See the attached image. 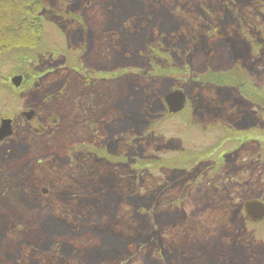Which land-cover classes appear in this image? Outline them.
<instances>
[{
  "label": "rangeland",
  "instance_id": "1",
  "mask_svg": "<svg viewBox=\"0 0 264 264\" xmlns=\"http://www.w3.org/2000/svg\"><path fill=\"white\" fill-rule=\"evenodd\" d=\"M146 8L162 10L160 29L152 27L155 15L141 13ZM39 18L34 48L0 55V124L17 119L14 135L0 141V264H85L69 243L80 235L96 250L90 264L123 259L126 238L147 243L148 257L156 237L160 248H175V233L188 240L177 248L189 256L208 241L214 257L201 264H264V223L241 214L242 201L257 197L250 158L231 156L214 174L217 156L208 154L219 140L216 122L243 115L239 78L264 91V0H48ZM98 26L117 30L130 51L94 44ZM158 43L162 59L138 50ZM73 72L99 80L79 87ZM65 83L70 91L50 106L66 117L37 137L40 122L22 113ZM177 90L189 109L175 114L165 96ZM92 108L106 140L56 153L86 135L77 113ZM215 182L226 187L212 198L206 187Z\"/></svg>",
  "mask_w": 264,
  "mask_h": 264
},
{
  "label": "flooded vegetation",
  "instance_id": "2",
  "mask_svg": "<svg viewBox=\"0 0 264 264\" xmlns=\"http://www.w3.org/2000/svg\"><path fill=\"white\" fill-rule=\"evenodd\" d=\"M141 13L145 16L155 15V19L152 21L153 23L152 27L155 31L162 27V21H163V15H164L162 13V10L160 9L154 10V9L146 8V9H143ZM99 28L100 27L98 26L96 30L94 29V44L97 42L109 44L108 45L109 48H111L112 50L116 49V51H119L120 54L121 53L126 54L127 52L130 51L129 48L123 47L122 41L119 42L121 36L117 30L113 28H108V29H102L100 31ZM155 31H150L151 35H150L149 40L153 41L154 43H157V40L159 37H155L154 34H152V32H155ZM145 35L147 34L145 33ZM156 45L149 44V45L142 46L140 44L138 47V50L142 52L143 50L151 49L154 53L153 55H155L154 58L162 59L163 54L159 53V51L157 50L159 46L161 45V43H158ZM154 46H156V48H154ZM172 49H174V47H172ZM143 53L146 54V52H143ZM144 57H146V55ZM145 74H146V71L142 72V74L136 73L135 75L140 76V75H145ZM76 76L81 80L80 84H83V85L84 83H82V81L84 80L88 81V80L95 79L89 73H86V74L76 73ZM95 80H99V79L97 78ZM238 84L239 85L237 86V90L241 96V105L239 104L238 108L242 109L241 112L243 115L240 116L239 121L234 122L233 124H228L226 122L224 124H221V122H218V123L216 122V128L214 129L215 130L214 134L215 136H218L219 140L217 141L216 145L208 149L210 150L208 154L211 156L212 155L217 156V162L212 168L214 170V174L216 170H219L220 168L228 165V161L231 158V156L238 157L239 155L241 156L243 155V156H247L248 158H250V161L252 164L251 171L253 175L252 191H253L254 196H257V197L246 198L245 200L242 201V209L244 213H242L241 211V214L242 215L245 214L244 216H247L245 209H244V205L248 200H257V201H261L264 203V196L260 194V193H264V191L261 190V183H263V181L260 180L261 176L264 175V119L260 120V114L261 113L264 114V91L263 89L259 87H256L254 89L246 88L248 86L244 82L241 81V77L239 78ZM243 98H246L248 100V104H246ZM188 101L189 100L186 99V103L183 108L184 111H187L189 109V105H187ZM244 108H247V109L244 110ZM32 110L36 111L35 117L40 122L37 127L33 128V131L34 129L39 128L40 126H43V131L41 133H38V134L35 133L36 135H38L37 137H42L44 132H45L44 135H46V133L52 131L54 129L53 127L56 124H58V122H60L61 119L66 117L62 112L60 114L58 113V114L51 115L48 117V119L44 118L39 113L38 105ZM89 111H90V114L87 115L88 117L84 114L77 113L78 116L76 118L77 121L82 122L84 127H88L89 129L88 131L84 130L86 135L78 141H70L69 137L66 136V138L69 141H66L64 145H67L66 143L72 144L75 142H79V143L85 142L86 144H88L91 141L92 142L95 141L98 143V142H104L106 140V133L103 131L105 121L102 120L99 115L97 117L94 116L93 108L90 109ZM178 113H175V114H178ZM9 119H12L13 130L15 131L16 130L15 123L17 119L16 118H9ZM91 119L92 120L94 119V121H90ZM90 123L95 124V129L89 128ZM249 130H251L250 136H248ZM210 131L213 132V129ZM226 144L227 145L234 144L235 146L233 145L234 147L232 146L226 149V147L224 146ZM218 150H221V151L218 152ZM225 187L226 185H223V184L221 185L215 182L206 187L207 188L206 193H209V196L214 198L215 197L214 192H223L225 190ZM246 189L249 190V187H247ZM251 222L258 225V224L264 223V219H261V220L258 219L254 221L252 220ZM157 235L158 234L149 235V238H152V236L156 237ZM183 235L184 234L175 233V248L173 249L160 248L159 247L161 246L159 242L160 239L156 237L154 241V245L158 246V249H156L153 255L148 256V257L147 255L144 256V252L148 251L147 248L142 247L144 245L146 246L147 243L145 244L143 242L140 244V243L135 242V240L131 238H126L125 240L122 239V241L124 242L119 243V244H121V246L124 245V249L121 251L123 252V255H122L123 259L118 260V261H115V259H111V261H109L108 264H176V262H179L180 264H199V263L201 264L202 262L206 260V258H208V256L212 255L214 257V250L208 249L207 247L209 246L208 241L200 244L202 245V247L199 250H201L202 253L199 252L198 254L193 255V256H189L187 254L189 253L187 250H182V248H177L178 247L177 242L179 244V242H183L185 240L188 241L187 239L184 238L185 236ZM84 236L85 235H80L76 237L77 239L84 241ZM93 236L95 237V235ZM144 240L147 241V238ZM73 249H74V252L78 254L79 256L84 255V257L87 258L85 264L92 263L93 255H95L96 253L95 249H88V250H81L78 248H73ZM179 257H181V259Z\"/></svg>",
  "mask_w": 264,
  "mask_h": 264
},
{
  "label": "trees",
  "instance_id": "3",
  "mask_svg": "<svg viewBox=\"0 0 264 264\" xmlns=\"http://www.w3.org/2000/svg\"><path fill=\"white\" fill-rule=\"evenodd\" d=\"M47 4L48 0H0V55L20 45L27 48H34V45L38 42L39 34L42 31L39 16L46 11ZM229 72L224 74L214 73L213 78L223 80L226 75L228 76L230 74ZM72 77L79 82V87L94 88L93 82L85 80L82 81L84 85L82 84L81 86V80L76 76L75 72L72 73ZM210 81H212V79ZM238 82L235 83L236 86L239 85ZM67 86V83H65L64 86L60 88L59 92L46 96L43 101L38 104L39 113L44 118L48 119L49 116L55 114L50 105L52 102H60L63 97L68 94L70 89ZM94 143L95 141L89 142L91 145ZM82 144L86 145L85 142H75L67 145L62 144L60 148H56L55 151L57 150L56 153L60 155H66L69 154L70 149L79 147V145ZM72 237L69 239V243H71L74 248L81 250L89 249L87 247L88 243Z\"/></svg>",
  "mask_w": 264,
  "mask_h": 264
},
{
  "label": "water",
  "instance_id": "4",
  "mask_svg": "<svg viewBox=\"0 0 264 264\" xmlns=\"http://www.w3.org/2000/svg\"><path fill=\"white\" fill-rule=\"evenodd\" d=\"M23 82V76L18 75L12 78L13 85L18 88ZM165 102L168 106L170 113H178L183 110L186 103V96L183 91H174L165 96ZM27 120H31L35 117L36 111L30 110L28 112H23L22 114ZM43 131V126L34 129V133L38 134ZM14 135L13 130V121L12 119H2L0 124V141H3L5 138ZM244 209L246 215L251 220H258L264 218V203L257 200H248Z\"/></svg>",
  "mask_w": 264,
  "mask_h": 264
},
{
  "label": "bare ground",
  "instance_id": "5",
  "mask_svg": "<svg viewBox=\"0 0 264 264\" xmlns=\"http://www.w3.org/2000/svg\"><path fill=\"white\" fill-rule=\"evenodd\" d=\"M34 132V131H33ZM246 218L248 219V220H251V219H249L247 216H246ZM264 219V218H263ZM259 220H261V219H259ZM252 221V220H251Z\"/></svg>",
  "mask_w": 264,
  "mask_h": 264
}]
</instances>
